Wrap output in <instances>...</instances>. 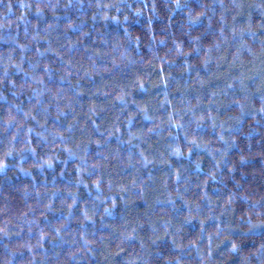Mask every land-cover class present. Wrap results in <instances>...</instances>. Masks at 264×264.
Here are the masks:
<instances>
[{
    "label": "clouds",
    "instance_id": "obj_1",
    "mask_svg": "<svg viewBox=\"0 0 264 264\" xmlns=\"http://www.w3.org/2000/svg\"><path fill=\"white\" fill-rule=\"evenodd\" d=\"M0 264H264V0H0Z\"/></svg>",
    "mask_w": 264,
    "mask_h": 264
}]
</instances>
